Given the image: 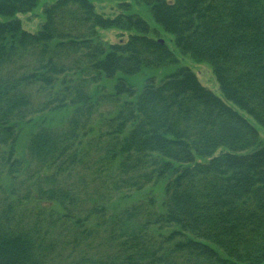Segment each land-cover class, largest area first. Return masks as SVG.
Returning a JSON list of instances; mask_svg holds the SVG:
<instances>
[{
	"label": "trees",
	"instance_id": "trees-1",
	"mask_svg": "<svg viewBox=\"0 0 264 264\" xmlns=\"http://www.w3.org/2000/svg\"><path fill=\"white\" fill-rule=\"evenodd\" d=\"M39 1L0 0V264H261L255 126L185 65L135 95L122 75L178 63L142 17L55 0L31 32L16 15ZM136 1L264 127V0ZM102 75L119 76L105 91ZM56 109H71L65 122L40 125L17 156L19 125ZM159 181V203L117 205Z\"/></svg>",
	"mask_w": 264,
	"mask_h": 264
},
{
	"label": "rangeland",
	"instance_id": "rangeland-1",
	"mask_svg": "<svg viewBox=\"0 0 264 264\" xmlns=\"http://www.w3.org/2000/svg\"><path fill=\"white\" fill-rule=\"evenodd\" d=\"M55 0H40L37 6L27 12L18 13L16 16L21 21V25L24 29L35 32L37 31L42 22L44 21L43 9L45 6L53 3ZM94 4L95 10L104 16H114L119 13L123 14H135L142 17L150 26V36L162 39L171 49L178 59L177 64L161 66L158 68H144L138 73L131 75H122L126 83L132 85L135 88V95H137L144 84V80L147 77H152L155 83H159L166 75L174 71L179 65L188 66L197 76L202 85L210 89L214 94L222 98L229 106L236 109L241 115H243L251 124L255 126L258 133V138L261 142H264V127L259 125L255 119L246 113L244 110L238 108L232 102L223 98L215 76L212 72L210 65L206 62H197L189 55H185L179 52L174 45L173 37L163 31V29L153 19L150 6L138 2L136 0H91ZM0 20H5V17L0 16ZM101 38L107 42H118L119 40H125L128 32L120 31L117 29L100 30ZM119 76V75H117ZM106 79L101 76V83L107 80L105 84L108 86L105 91L110 89L111 85L115 82L116 77ZM71 109L62 110L56 109L52 111H46L35 115L30 122L20 124L18 127V136L16 141V154L17 156H24L25 143L29 135L35 131L40 125L60 126L65 122L67 116H69ZM127 196L120 197L116 201L118 206H127L133 202L144 199L149 195H153L156 198V203H159L163 196V182H158L155 186L147 185L138 191L127 192ZM264 264V261L261 263Z\"/></svg>",
	"mask_w": 264,
	"mask_h": 264
},
{
	"label": "water",
	"instance_id": "water-1",
	"mask_svg": "<svg viewBox=\"0 0 264 264\" xmlns=\"http://www.w3.org/2000/svg\"><path fill=\"white\" fill-rule=\"evenodd\" d=\"M159 41L162 43L163 42V40H161V39H159Z\"/></svg>",
	"mask_w": 264,
	"mask_h": 264
}]
</instances>
